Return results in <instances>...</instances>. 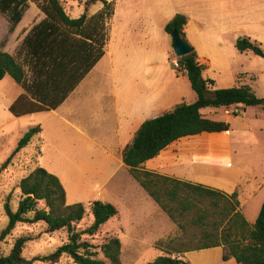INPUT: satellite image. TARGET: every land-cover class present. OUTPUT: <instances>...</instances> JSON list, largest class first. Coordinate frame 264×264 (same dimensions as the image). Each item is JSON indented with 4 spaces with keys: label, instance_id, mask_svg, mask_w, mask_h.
Segmentation results:
<instances>
[{
    "label": "trees",
    "instance_id": "16d2710c",
    "mask_svg": "<svg viewBox=\"0 0 264 264\" xmlns=\"http://www.w3.org/2000/svg\"><path fill=\"white\" fill-rule=\"evenodd\" d=\"M32 1L44 17L25 35L17 54L0 48V80L11 76L24 90L9 107L16 117L56 109L66 100L105 55L108 23L115 13V2L108 0H86L83 14L76 18L67 13L61 0ZM97 2H102L103 7L90 16L89 8ZM28 6V0H0V14H10V31L15 30ZM187 22L188 17L178 13L166 24L165 30L170 35L177 30L186 40ZM236 47L240 52L252 51L264 58V46L249 36H240ZM178 63L197 100L181 102L172 110L143 122L122 154L133 178L180 230L186 233L189 225L200 229V243L193 247L184 244L162 249L163 253L149 264H192L184 256L186 252L216 246L224 248V261L234 258L238 264H264V204L255 224L251 225L239 209L236 194L228 195L203 184L142 169L147 160L182 137L230 129L228 122L206 117L202 113L204 108L235 104L264 107V98L257 96L251 86L212 88L216 82L204 77L206 67L200 63L193 46L189 54L178 58ZM244 77V74L239 75V79ZM41 130L40 125L29 128L0 168L1 175L13 156L31 143L39 150V165L19 181L16 208L10 197L5 202L9 220L0 233V264L27 262L23 253L27 244L35 239L32 234L15 237L10 251L4 249L6 239L19 223L44 224L49 234L67 233L61 245L39 260L56 263L68 255L76 264H123L122 242L118 236H108L99 245L84 237L99 233L118 214V209L101 200L67 203L66 189L60 178L40 165L42 151L36 137ZM89 213L93 223L81 230L79 225ZM100 253L104 258L99 257Z\"/></svg>",
    "mask_w": 264,
    "mask_h": 264
},
{
    "label": "crops",
    "instance_id": "0c3cea01",
    "mask_svg": "<svg viewBox=\"0 0 264 264\" xmlns=\"http://www.w3.org/2000/svg\"><path fill=\"white\" fill-rule=\"evenodd\" d=\"M108 1L115 2V13L108 23L109 40L103 58L58 108L20 117L11 113L7 122L18 120L19 124H25L22 129L41 126L42 130L36 137L42 151L40 165L60 178L66 189L68 204L101 200L116 206L118 214L103 228L121 239L122 258L130 257L136 264L138 259L148 257L150 251H155L157 256L159 252L163 253L154 245L173 239L179 227L133 178L123 161V148L132 141L143 122L172 110L181 102H195L197 94L184 88L186 80L189 81L184 73L183 78L152 74L138 76L133 73L137 63L143 66L158 64L157 56L151 52H145L139 59L126 56L125 50H131L135 45L132 35L124 37L122 34L129 31L132 19L127 21L123 31H117L121 0ZM219 1L228 19L237 22V30L247 15L264 16V0ZM29 2L34 5L30 7ZM32 2L28 0L26 11L39 9ZM129 2L127 13L131 14L133 4ZM97 3H101V9L103 3ZM142 10L146 12L145 7ZM41 14L43 18L44 14ZM23 19L16 26V31L23 30ZM193 23L195 20L188 18L186 37ZM244 28L248 31L249 25L245 24ZM252 39L259 42V39ZM147 47V43L142 46L144 51ZM194 48L200 63L206 67L205 73L212 60L199 48ZM178 58L174 62L178 63ZM23 92L22 88L9 102L8 108ZM240 106L243 111L235 119L229 117L233 114L217 119L202 110L208 118L228 122L230 129L182 137L147 160L142 169L203 184L228 195L236 194L240 211L253 225L264 204V107ZM67 174H71L72 181L77 184L76 189L71 188ZM223 255L222 246L185 253L192 264H216L221 261L223 264H238L234 258L224 261Z\"/></svg>",
    "mask_w": 264,
    "mask_h": 264
},
{
    "label": "rangeland",
    "instance_id": "374dc122",
    "mask_svg": "<svg viewBox=\"0 0 264 264\" xmlns=\"http://www.w3.org/2000/svg\"><path fill=\"white\" fill-rule=\"evenodd\" d=\"M85 1L61 0L67 13L74 16L83 14ZM129 1L133 4L131 14L127 13L129 12L127 8L130 4ZM29 5L32 7L34 4L30 3ZM100 7L101 3H96L89 8L88 13L95 12ZM143 7L146 8L145 13H143ZM28 10L25 12L26 16L23 17V30H15L14 32L9 29L10 14H0V48L4 51L8 50L11 54H17L28 29L35 22L42 19L39 9L34 11L31 8ZM177 13L185 14L189 19L195 20V23L189 27V34L186 40L193 47L199 48L201 53L212 60L211 67L204 73L205 77L213 78L216 81V85L212 88L248 85L253 88L257 96L264 98V58L252 51L239 52L236 48L237 38L245 34L254 39H259L258 41L264 46V24H262L264 16L247 15L241 28L237 30L235 26L237 22L228 19L227 12L220 6L219 0H121L118 8L119 26L117 31H123L127 21L131 18L132 25L128 29L129 31L122 35L124 37L128 34L132 35L135 45L131 47V50H125L126 56L139 59L143 58L145 52H151L156 54L159 62L154 66H143L136 62L137 64L135 63L136 65L133 67V73H137L138 76L152 74L184 77L179 63L174 62V59H177V55L173 48L172 35L165 30L168 21ZM245 24L249 25L248 31L244 28ZM139 42L142 43L139 44ZM144 43L149 46L145 51L142 48ZM239 74H245V78L239 79ZM184 88L195 93L188 80H186ZM21 91V85L16 83L11 76L0 80V168L14 151L19 139L28 130L22 129L25 124H19L18 120L7 122L9 115L11 116L8 104ZM184 102L193 103L190 101ZM252 107L255 108L254 106ZM204 112L208 116L217 119L228 117L224 113L223 107H207L203 109ZM229 117L235 119L240 116L230 115ZM39 146L38 144L37 147ZM37 165H39V150L31 143L24 150L13 156L6 168L2 169L0 175V233L5 229L9 220L5 212V202L10 197L13 208H16L20 196L19 181ZM66 178L71 188L76 189L77 184L72 181L71 174H67ZM43 205L42 203L41 206ZM92 223L93 217L89 213L81 222L79 228L81 230L85 229ZM22 234H32L35 237L24 249L23 254L27 262L23 264H76L68 255L62 256L56 263L39 260L41 256L52 253L67 239L66 232L46 233L44 224L30 226L19 223L13 234L8 236L4 243L6 252L10 251L15 237ZM200 235L198 227L189 225L186 233L179 229L173 239L156 243L154 246L161 250L183 247L184 244L193 247L200 243ZM108 236H111V234L102 227L101 231L95 236L85 235L84 237H87L94 245H99ZM154 254L155 251L148 252V257L138 259L139 261L136 264H149L157 257ZM160 254L162 253L159 252ZM99 257L104 258L102 253L99 254ZM122 262L123 264H134L130 257H123ZM107 264L110 263L107 262ZM216 264H223V262Z\"/></svg>",
    "mask_w": 264,
    "mask_h": 264
},
{
    "label": "water",
    "instance_id": "95a60500",
    "mask_svg": "<svg viewBox=\"0 0 264 264\" xmlns=\"http://www.w3.org/2000/svg\"><path fill=\"white\" fill-rule=\"evenodd\" d=\"M173 48L177 57H183L192 51V46L188 43L177 30L172 33Z\"/></svg>",
    "mask_w": 264,
    "mask_h": 264
},
{
    "label": "built area",
    "instance_id": "2783aa9c",
    "mask_svg": "<svg viewBox=\"0 0 264 264\" xmlns=\"http://www.w3.org/2000/svg\"><path fill=\"white\" fill-rule=\"evenodd\" d=\"M242 107L240 104H235L231 106L225 107L224 113L225 114H233V115H239L242 113Z\"/></svg>",
    "mask_w": 264,
    "mask_h": 264
}]
</instances>
